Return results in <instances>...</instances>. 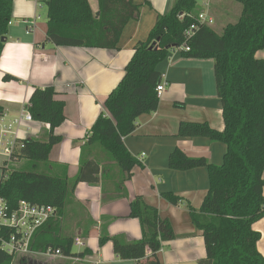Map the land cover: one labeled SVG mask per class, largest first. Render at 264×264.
Instances as JSON below:
<instances>
[{"label":"trees","instance_id":"trees-1","mask_svg":"<svg viewBox=\"0 0 264 264\" xmlns=\"http://www.w3.org/2000/svg\"><path fill=\"white\" fill-rule=\"evenodd\" d=\"M13 1L0 0V58L12 20ZM230 1L241 6L240 15L219 34L212 27L203 26L186 40V30L197 23L196 0H174L169 10L157 17L146 40L134 46L123 77L105 99L104 111L81 147L78 172L71 181L65 173L52 176L33 166L12 167L22 160L47 163L52 147L61 141L55 130L65 121V104L54 99L52 87L33 90L26 110L32 120L48 124L49 132L41 139L19 140L20 147L0 167V198L11 209L21 202L55 209L53 217L34 233L32 252L51 249L59 250L62 256H75L73 238L62 234V218L78 183L99 182L100 165L90 159L91 149L101 148L105 158L121 171L123 178L117 188L122 190V183L131 177L133 169L141 167L127 151L123 138L135 131L138 118L158 108L155 89L161 82V74L157 66L171 51L187 44L189 51H180L182 57L211 59L214 63L224 130L215 131L206 123L182 122L177 135L206 137L226 147L220 166L204 158L187 157L178 149L168 158L171 170L204 167L208 172L209 190L200 209L187 206L192 225L201 232L205 246L206 257L198 264H264V257L257 249L261 235L253 229L264 218V60L256 57L258 51L264 50V0ZM97 2L98 14H95L87 0H44L46 41L56 47L118 50L125 27L139 18L140 5L134 0ZM12 79L8 75L2 77L3 81ZM2 115L0 107V118ZM163 197L173 205L181 200L171 194ZM129 207L128 217L140 223L141 239L127 243L120 237L110 238L104 229L99 245L111 241L119 259L137 264L149 252L150 258L144 264H160L157 253L162 243L176 238L169 221L161 219L157 209L140 196ZM13 259L0 251V264H12Z\"/></svg>","mask_w":264,"mask_h":264},{"label":"crops","instance_id":"crops-1","mask_svg":"<svg viewBox=\"0 0 264 264\" xmlns=\"http://www.w3.org/2000/svg\"><path fill=\"white\" fill-rule=\"evenodd\" d=\"M87 1L96 14L97 0ZM173 1L134 0L140 5V15L125 27L118 50L56 47L46 41V14L41 21L39 13L40 10L46 13L44 3L38 6L35 0L13 1L12 20L0 58V107L3 110L0 121L6 124L17 119L26 111L33 90L47 87L54 89L56 101L65 104V121L55 130L61 141L52 147L47 163L22 160L12 167L28 169L33 166L43 172L49 171L52 176L65 173L70 181L76 177L81 147L104 111L105 99L123 77L134 46L146 40L157 17L164 15ZM206 1L209 14L214 18L211 27L218 34L226 26L224 19L232 14L236 18L240 15V10L230 3ZM202 9L199 4L198 11ZM36 16L39 19L35 30L27 34L28 23ZM256 57L264 60V50L258 51ZM213 65L211 59L182 57L178 49L167 55L157 66L167 83L157 110L138 118L135 131L123 138L127 151L141 167L133 169L131 177L124 180L119 190L117 186L123 178L121 171L105 158L101 148H90V159L100 165L99 182L93 185L78 183L62 218V234L73 238L75 256L47 257L33 252L27 257H16L20 264L26 261L30 264H137L133 260L119 259L111 241L99 245L104 229L110 238L120 237L127 243L141 239L139 221L128 217L129 204L137 196L157 209L161 219L169 221L176 236L162 243L157 253L160 264H198L206 257L202 234L192 225L187 206L200 209L209 190L207 169L171 170L168 158L178 149L187 157L204 158L215 166L223 163L226 150L223 143L206 137L177 135L182 122L206 123L215 131L224 130ZM4 75L13 79L3 81ZM16 132L19 140L41 139L48 134L49 126L32 120L22 122ZM4 159L0 167L7 161ZM165 194L181 200L173 205L163 197ZM260 221L253 225L257 232L261 230L256 227ZM75 239H79L81 245L74 243ZM257 244L259 253L264 256V246ZM83 253L86 255L79 256ZM45 258L50 259L46 261ZM148 258L149 252L139 264H144Z\"/></svg>","mask_w":264,"mask_h":264},{"label":"built area","instance_id":"built-area-1","mask_svg":"<svg viewBox=\"0 0 264 264\" xmlns=\"http://www.w3.org/2000/svg\"><path fill=\"white\" fill-rule=\"evenodd\" d=\"M198 5L201 4L205 10L199 11L197 15V23L189 27L185 32L186 40L193 37L195 31L199 27H211L214 24V18L209 14L208 2L205 0H196ZM38 6L44 0H35ZM38 16L34 17L28 24L27 34L34 32ZM179 51H189L187 44L182 45ZM165 77L161 76V82L156 86L155 92L158 99L161 98L166 88ZM26 110V109H25ZM32 117L26 110L10 123L4 124L0 121V155L7 160L10 158L15 149L19 148V139H16L19 126L22 122H31ZM55 214V209L48 205H32L21 202L16 209H11L9 205L0 198V251L11 256L27 257L33 252L30 250V244L34 233L46 224ZM74 243L81 245L79 239H75ZM47 257H61L59 250L48 249L43 253H39Z\"/></svg>","mask_w":264,"mask_h":264},{"label":"rangeland","instance_id":"rangeland-1","mask_svg":"<svg viewBox=\"0 0 264 264\" xmlns=\"http://www.w3.org/2000/svg\"><path fill=\"white\" fill-rule=\"evenodd\" d=\"M206 1V0H205ZM222 1H225V3H230V4H232V5H234V6H236L240 11H241V6L239 5V4H237V3H234V2H229L228 0H222ZM206 8L205 7H203V9L202 10H205ZM201 11V10H200ZM39 13L41 14V16H42V19H41V21H44L45 20V10H40L39 11ZM237 19H238V17L236 18V17H234V15L232 14L231 16H229L228 18H226V19H224V21H225V23H224V25H227V24H234L236 21H237ZM4 159V157L2 156V155H0V164H1V160H3ZM5 160V159H4ZM46 173H49V171L48 172H46ZM0 177H1V170H0ZM263 197H264V190H263ZM259 226V228L261 229V230H259L258 229V232L261 234V239H260V241L258 242L259 244H260V246L262 245V246H264V219L262 218L261 219V221L256 225V227H258ZM257 248H258V244H257ZM264 257V256H263ZM46 259V261L48 260V259H50V258H45ZM49 261V260H48ZM12 264H20V261L18 260V258H16V259H13V261H12ZM22 264H30V262H24V263H22Z\"/></svg>","mask_w":264,"mask_h":264},{"label":"water","instance_id":"water-1","mask_svg":"<svg viewBox=\"0 0 264 264\" xmlns=\"http://www.w3.org/2000/svg\"><path fill=\"white\" fill-rule=\"evenodd\" d=\"M96 14H98V13H96Z\"/></svg>","mask_w":264,"mask_h":264}]
</instances>
